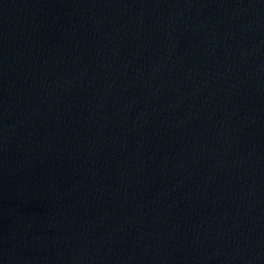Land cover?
I'll list each match as a JSON object with an SVG mask.
<instances>
[{"label":"water","instance_id":"1","mask_svg":"<svg viewBox=\"0 0 264 264\" xmlns=\"http://www.w3.org/2000/svg\"><path fill=\"white\" fill-rule=\"evenodd\" d=\"M0 264H264V0H0Z\"/></svg>","mask_w":264,"mask_h":264}]
</instances>
